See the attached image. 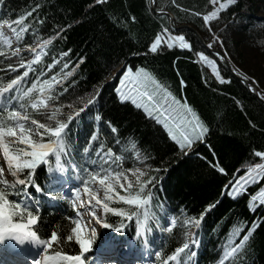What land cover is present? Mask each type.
<instances>
[{"label": "trees", "instance_id": "obj_1", "mask_svg": "<svg viewBox=\"0 0 264 264\" xmlns=\"http://www.w3.org/2000/svg\"><path fill=\"white\" fill-rule=\"evenodd\" d=\"M155 9L170 12L176 25H190L205 43L211 42L209 36L218 31L217 36L225 40V44L215 48L223 50L233 65L264 91V0H237L236 4H227L218 12L208 29L202 17L213 9L212 0H156ZM30 12L31 16L28 15ZM193 13H199V16ZM22 16L24 23L40 29L38 35L41 42L55 36L56 29H66L63 33L65 39L54 40L45 50L47 55L33 65L36 73H48L46 65L51 63L53 57L58 59L59 53L68 49H72L73 63L65 71L76 68L79 59L86 58L74 77L78 87L72 89L70 83L66 82L64 86L70 88L72 95L60 100L56 106L67 105L80 96L86 99L93 90L99 93L98 102L90 111L82 114V126L76 130L77 125H71L74 131L68 151L73 162L79 164L82 161L83 148L89 146L90 136L98 130L100 140L105 143L104 151L111 147L114 155L122 153L124 160L119 164L124 166L129 165L127 155L136 154L139 160L135 165L145 173L139 177L137 184H133L131 191L135 195L139 191L138 183L144 184L143 195L148 199L146 206L136 209L119 202L112 203L110 207L136 210L141 213V221L144 211L155 213L159 223L163 222L167 213L179 221L172 227L171 233L166 231L158 234L157 221L151 220L148 225L151 230L137 236L136 217L129 221L112 213L103 214V219L112 225L104 228L107 236L133 239L137 244L148 240L161 253L160 257H154V263L161 264L185 242V230L180 221L184 218L193 221L199 219L208 205L215 204L216 207L204 215L201 227H194L195 238L201 240L198 249L194 250L198 251L195 264H219L223 255L221 244L226 242L233 227L243 225L246 232L253 221H264L263 206L258 205L255 211H250L248 206L250 196L264 185V178L247 189L248 195L235 199L223 196V190H229L236 178L237 169H243L239 172L242 175L249 166L264 162L253 155L256 151H264V104L230 74L218 57L201 45L194 31L187 28L172 29L167 16L156 15L151 10L150 0H105L103 4H97L96 0H0V22H12ZM41 20L45 22L44 25L39 24ZM165 27L169 28L170 35L184 36L192 47L182 49L175 45L168 48L169 42L162 40L158 53L144 56L147 47L157 35H162L161 30ZM34 41L35 37L29 30L20 45L21 49L33 46ZM0 52H7L6 47L0 45ZM137 52L140 54L136 55ZM199 52L215 60L220 76L231 80V83L220 84L216 74L196 55ZM21 54L24 62H27V52L22 51ZM17 59L0 56V86L6 85L23 71H6L9 63L17 67ZM125 61L137 67H146L176 98L192 107L210 128L206 141L199 142L193 154L182 155L163 125L146 118V113L137 109L131 101L120 102L115 91L119 78L117 69ZM59 72L60 67H56L51 70V75ZM45 77L50 78L48 75ZM34 79L35 74L30 73V79L24 86H31ZM56 91L59 93L62 88ZM72 107V111L74 108V111H78L76 104H72ZM97 113L103 117L101 122L94 120ZM62 115L65 118L67 116L63 111ZM109 120L119 129L120 145L115 144L114 134L105 123ZM100 140L92 142L90 157L99 148ZM145 156L152 159L144 161ZM62 162L68 166L63 158ZM212 163L227 166L226 174L221 175L218 168L213 169ZM50 168H57L51 156L46 163L39 164L32 174L34 184L42 192H37L35 187L27 189L39 201L38 208L29 209L39 219L38 224L31 227L41 239H49L51 231L57 232L58 241L53 244L50 253L60 251L70 256L79 255L78 244L74 240H67L74 226L69 219L73 217L70 204L63 200L53 204L44 201L45 189L53 178ZM156 168H162L163 171L159 174L156 187L152 189L153 195L148 197L147 189L151 185L147 180L156 174ZM9 199L14 200L11 195ZM161 208L164 209L163 213ZM15 219L17 222H27L26 215L23 219ZM122 225V231L117 233L115 228ZM183 258L187 261V257ZM233 260L234 264H264V223L255 230L245 250Z\"/></svg>", "mask_w": 264, "mask_h": 264}, {"label": "snow or ice", "instance_id": "obj_2", "mask_svg": "<svg viewBox=\"0 0 264 264\" xmlns=\"http://www.w3.org/2000/svg\"><path fill=\"white\" fill-rule=\"evenodd\" d=\"M104 2L105 0H96L97 4H103ZM212 3L215 4L216 0H212ZM227 3L236 4L237 0H227ZM225 7V3H220L218 8L202 17V22L206 29L217 18L218 12ZM37 8H39V5ZM33 11H36V9ZM193 14L199 16V13ZM28 15L31 16L32 13L30 12ZM133 20H135V17H133ZM44 23L43 20L39 21L40 25H44ZM174 26L173 22V28ZM29 30L35 37V46L26 49V51L33 54L35 58L28 63H24L20 45L25 40L26 33ZM39 30V28L24 23L23 16L12 22L4 21L0 23V45L6 46L9 49L7 52H0V56L6 59H10L11 57L18 58L17 67H13L9 63L6 71L16 73L20 69H27L22 74L16 75L14 79H11L6 86H0V117H2L0 118V150H2L3 156L7 161L8 171L11 176L14 178L24 176V178L14 179L12 183H9L8 180L3 179L5 170L0 167V245H3L6 240L10 239L15 240L18 245L28 243L35 245L37 248L44 246L45 254L41 259H34L32 264H86L84 254L90 251L94 240L85 238L82 235L83 226L80 219L69 218L72 225H74L71 228V233L74 234L75 243L79 246V255L70 256L60 251H55L49 255V249L58 241L57 232L51 231L50 239H41L37 231L32 230L31 226L37 225L39 219L29 209L38 208L39 201L35 200L27 189L35 187L37 192H42V189L34 184L32 174L37 166L41 163H46L50 156L54 157L60 173L66 174L68 168H70L75 175V179L82 181L84 184L83 192L87 193V203L81 198L80 188L72 190L71 204L74 209H77V217L83 218L82 213L77 208V202H79L80 207L89 212L88 220L102 225L103 228H110L112 225L97 214V209H102L105 216L108 213H112L118 217H124L129 221H132L136 217L137 236H141L142 233L151 230L148 227L151 220L157 221L156 226L159 227V218L155 213L150 214L148 211H144L142 214L143 220L141 221V213L136 210L126 211L124 208L110 207V202L119 201L138 209L141 206H146L148 199L143 195L145 193L144 184L138 183L139 191L135 195H132V183L129 182L127 188L121 183L122 180H127V176L119 168V162L124 157L121 155L114 156L111 147L107 151H104L105 143L103 140H100L98 130L94 131L90 136L89 146L83 148L82 161L79 164L73 162L72 155L68 151L71 134L74 131L71 125H77L76 130L82 126V114L90 111L92 106L98 102L99 93L93 90V93L86 99L80 96L78 100L74 99L67 105L60 104V106H56L60 100L72 95L70 88L64 86L66 82L70 83L72 89L78 87L74 77L77 74L79 65L83 64L86 58L79 59L76 68H73L71 71H65L73 63L71 61L72 49H68L67 51L60 52L58 59L53 57L51 63L46 65L49 70L48 73L44 71L36 73L33 65L39 63L42 56L47 55L45 50L49 45L53 44L54 40L65 39L63 33L66 31L65 28H58L55 31V36L51 39H44L41 42V37L38 35ZM161 32L162 35H157L154 41L147 47V51L143 53L144 56L160 51L164 35H167L169 40H179L182 49H190L192 47L190 43L186 42L184 36L171 37L168 27L163 28ZM209 39L211 42L205 45V47L208 50H212L216 57L227 63V55L215 51V47L217 45L223 46L225 40L220 39L219 36H209ZM200 42L203 43V39ZM14 43L17 47L13 49ZM174 46V43H167L168 48H173ZM139 54V52L136 53V55ZM196 55L202 61L207 62L212 70L216 72V79L220 84L231 83V80H225L220 76L215 60L209 59V56L205 55L204 52L196 53ZM56 67H60V72L57 75H51V70ZM231 71H234V69ZM30 73L35 74V79L31 82V86L25 90L24 84L29 81ZM46 75L50 76V78L42 80ZM117 75H119L120 87H117L115 91L118 94L120 102L131 101L137 109H143V112L146 113V118L153 119L157 124H163V127L167 130L168 137H170L175 146H178V150L182 155L188 156L193 154L196 151L195 146L201 141H206L211 130L206 126L201 116L187 103L181 104L179 100L172 97L171 93L167 92L154 76L147 71L146 67H137L125 61L117 69ZM69 78L73 79L70 80ZM115 78L116 76L113 77V79ZM244 82L249 92L256 95L264 103V91L258 89L256 82L247 76L244 77ZM181 84L183 85L184 82L181 81ZM57 88H62V91L57 93ZM72 104L77 105L78 111H72ZM65 107L69 109L66 118L62 115V109ZM5 113L6 115H4ZM33 115L42 117L46 122L42 123L40 119L32 118ZM102 119L101 114L97 113L94 115L95 122H101ZM105 123L110 132L114 134L113 139L115 140V144L120 145L119 129L113 126L110 120L105 121ZM208 123L211 122L209 121ZM98 140H100L99 148L95 151V158H91L90 148L92 142ZM19 145H24L25 147L21 148ZM133 147L135 148L136 145L133 144ZM253 155L264 161V151H256ZM62 158L67 162V168L62 162ZM149 159L152 158L150 156L144 157V161ZM86 165L91 166L93 170L90 171ZM113 165H116L115 169ZM211 166L213 169L218 168L221 175L226 174L227 166L216 163H212ZM242 170L237 169V176L230 185V187L232 185L234 187L231 191L227 188L224 189L223 196L235 199L238 196L248 195L247 189L250 186H255L258 178H264V162L249 166L245 175H239V172ZM54 171V169H49L50 173ZM154 171L156 174L147 180V183L151 185V188L147 189L148 197L153 195L152 189L156 187L157 181L160 179L159 174L163 169L156 168ZM132 174L137 177V181H139L140 176L145 175L140 169H136ZM67 182L62 176H53L51 180L52 184H65ZM117 185L128 194L120 195L116 191ZM93 186H96L95 189ZM237 189L239 192L234 195ZM101 190L104 193L103 199L97 196V193ZM44 194L48 195L52 200L57 199V196L51 189ZM10 195L18 202L9 199ZM256 200H259L260 205L264 206V188H260L258 193L251 195V201L255 202ZM215 207V204L208 205L205 213H202L199 219H195L194 221L187 220L185 224L194 223L195 227L199 229L204 215L211 212ZM255 210V208L250 207V211ZM161 212H164L163 208H161ZM25 215L27 216L26 223L16 221L15 218L19 217L23 219ZM170 223L175 225L176 220L172 219ZM261 223H264V221H253L251 227H248L246 232L243 225L233 227L228 233L226 242L221 244L223 255L220 257L219 264H234L233 258L238 257L245 250L246 244H248L253 233ZM122 229L123 225L115 228V231L119 233ZM165 230L169 233L173 231L172 227H168ZM96 234L95 228H92L91 237H95ZM67 240L72 241L73 236H67ZM200 243V239L191 236V234H185V242L182 247H177L174 253L168 256L167 260H162L161 264H169V262H175V264H195L198 251L194 250V248L198 249ZM144 247L148 248L146 239ZM155 256L160 257L161 253L155 251ZM183 257H187V261Z\"/></svg>", "mask_w": 264, "mask_h": 264}, {"label": "rangeland", "instance_id": "obj_3", "mask_svg": "<svg viewBox=\"0 0 264 264\" xmlns=\"http://www.w3.org/2000/svg\"><path fill=\"white\" fill-rule=\"evenodd\" d=\"M220 3H225L226 5L228 4L227 3V0H216V3L215 4H213L212 3V6H213V9L211 10V11H213V10H215L216 8H218L219 7V4ZM1 23V22H0ZM3 23V22H2ZM5 31L6 32H8V30L7 29H5ZM218 32V31H217ZM8 34L9 35H11V33L10 32H8ZM214 36V35H213ZM171 37H175V36H173V35H171ZM163 40H165V41H168L169 43H174V45H177L178 47H180V42H179V40H169V37L166 35V37H163ZM35 46V44L33 45V46H29V47H24V49H21V52L22 51H24V52H27V54L29 55V59H28V61L27 62H24V63H28L29 61H32V60H34V55L33 54H31L30 52H28V51H26V49H28V48H30V47H34ZM6 47V46H5ZM15 47H17V45L14 43L13 44V49L15 48ZM6 51H9V49L6 47ZM209 59H211L210 57H209ZM205 62V61H204ZM206 64H207V62H205ZM233 64V63H232ZM208 65V64H207ZM209 66V68L212 70V68H211V66L210 65H208ZM24 70H26V69H23V71ZM22 71V72H23ZM213 71V70H212ZM22 72H21V74H22ZM116 72V71H115ZM115 72H113V74H115ZM149 72V71H148ZM214 72V71H213ZM215 74H216V72H214ZM120 75H122V74H120ZM153 75V74H152ZM154 76V75H153ZM154 78L158 81V79L154 76ZM43 79H46V77H43L42 78V80ZM159 82V81H158ZM160 83V82H159ZM161 85H162V83H160ZM2 86H6V85H2ZM163 86V85H162ZM28 87H30V86H24V89L26 90ZM117 87H120V84H119V78H118V84H117ZM164 87V86H163ZM166 90H167V88L166 87H164ZM167 92H169V93H171L170 91H168L167 90ZM171 96L172 97H175V95H173L172 93H171ZM176 98V97H175ZM177 100H179L178 98H176ZM180 101V100H179ZM181 102V101H180ZM181 104H183L182 102H181ZM72 109H73V107H72ZM74 110H75V108H74ZM73 110V111H74ZM143 110V109H142ZM62 111L64 112V114H68V112H69V109L68 108H63L62 109ZM32 118H35V119H40V121L42 122V123H44V122H46L42 117H39V116H36V115H33V117ZM163 125V124H162ZM165 129V128H164ZM165 131L167 132V130L165 129ZM19 147H21V148H23V147H25L24 145H19ZM127 152H129V151H127ZM0 153H2L3 154V152H2V150H0ZM116 155H121V156H123L124 157V155L122 154V153H118V154H116ZM115 156V155H114ZM4 157V156H3ZM127 157H128V161H129V165H130V167H129V165H127V166H124V165H121V164H119V168H120V170L121 171H123L124 172V174L127 176V180H122L121 181V183L122 184H124L125 185V188H127V185H128V183L129 182H131L132 183V185L133 184H137V177L135 176V175H133L132 173L133 172H135V170L136 169H140V171L141 172H143V170H142V168L141 167H138L137 165H135V164H137L138 163V160L139 159H137V156H136V154H134L133 156H130V154L129 155H127ZM91 158H95V153H93V155H92V157ZM124 160V159H123ZM6 161V160H5ZM137 161V162H136ZM0 167H2V168H4V174H3V179H6V180H8V182L9 183H12L13 182V180L14 179H11L10 177H8L7 175H5V173L6 172H8L9 173V171H8V166H7V161H6V165H4V166H0ZM66 168L68 167V166H65ZM113 168L115 169L116 168V165H113ZM89 170L90 171H92L93 169H92V167L91 166H89ZM98 170V169H97ZM247 171V170H246ZM246 171L242 174V175H245L246 174ZM54 176H56V177H63V179L64 180H69V178L71 179V182H70V184H69V181L67 182V183H65V184H52L51 182L47 185V187H46V189H45V193H47L48 191H49V189H51L53 192H54V194L57 196V199H55V200H52L48 195H45V197H44V200L45 201H48V202H57V201H59V200H63V201H65L66 199L69 201V202H71V199H72V195H73V193H72V190L73 189H75V188H80L81 189V198L84 200V202L85 203H87V199H88V196H87V193H84L83 192V188H84V184H83V182L82 181H77L76 179H75V175H74V173H72V171H71V169L70 168H68V172L66 173V174H62V173H60L59 172V170L57 169V170H55L54 171ZM85 178H87V177H85ZM260 178H258V180H259ZM56 185H58V186H56ZM56 186V187H55ZM95 187L96 186H93V188L95 189ZM234 187V185H232L231 187H230V189H229V191H231L232 190V188ZM261 188H264V186H262ZM116 191L120 194V195H127L128 193L126 192V191H124V190H121L120 189V187L117 185L116 186ZM239 192V190L237 189L236 190V192L234 193V195H236V193H238ZM258 193V192H257ZM97 196L99 197V198H101V199H103L104 198V193H103V190H101V191H99L98 193H97ZM250 200H249V208L250 207H253V208H255V207H257L259 204H260V202H259V200H256L255 202H252L251 201V197L249 198ZM112 203H119V201H113V202H110V206H111V204ZM72 205V204H71ZM79 205V202H77V208H78V210L82 213V217L83 218H80V217H77V209H74V211H75V218L74 219H80V222H81V224H82V226H83V231H82V235L85 237V238H89V239H93L94 240V243L92 244V248L90 249V250H93V251H90L91 252V254H93V256H94V259H93V261L92 260H89L88 262H86V264H100V262H102V260H99V262H97V259H96V257L97 256H99L100 255V249L102 250V249H104V248H106L105 250H107V251H109V257H112V255H114V253L112 252V250H110V248H107L108 246H111V242H110V240H109V238L108 237H106V233H105V229L102 227V225H100V224H96L94 221H89L88 220V217H89V212H87V211H85V209L84 208H82V207H80V206H78ZM73 207V206H72ZM264 207V206H263ZM97 214L98 215H100L102 218H103V210L102 209H97ZM172 219H175L176 220V224L179 222L176 218H174L171 214L169 215V214H167L166 215V217L163 219V224L161 223L160 225H159V228L162 230V231H165V229L166 228H168V227H172L173 225L170 223V221L172 220ZM185 221H187V219H182L181 221H180V223H182V225L184 226V230H185V232H184V235L185 234H191V236H193L194 237V223L193 224H185ZM72 224V223H71ZM92 228H95V230H96V236L95 237H91V230H92ZM72 235H73V239H74V241H75V236H74V234L72 233ZM50 239V238H49ZM9 242L10 241H12V240H8ZM15 243H16V241L15 240H13ZM11 244H13L12 242H10ZM143 245V244H142ZM26 246H30V247H32L33 249H30V247L28 248L29 249V251H31V253L32 252H35L36 251V253H35V255L33 256L34 258H33V260L34 259H41L42 258V256L45 254L44 253V246H41V247H39V248H37L35 245H32V244H28V243H26V245H24L23 247H26ZM116 246H118V245H116ZM116 246H113V247H116ZM22 247V248H23ZM141 252L139 253V260L136 262V264H152V262H151V260H152V257H151V255H150V252L152 251V246L150 245V244H148V248L146 249L144 246H142L141 248ZM141 254H143V256L146 258H144L143 256H141ZM49 255H51V254H49ZM102 255H103V253H102ZM114 257V256H113ZM126 261H128L129 262V264H132V260H126ZM118 264H121L120 262L118 263Z\"/></svg>", "mask_w": 264, "mask_h": 264}, {"label": "water", "instance_id": "obj_4", "mask_svg": "<svg viewBox=\"0 0 264 264\" xmlns=\"http://www.w3.org/2000/svg\"><path fill=\"white\" fill-rule=\"evenodd\" d=\"M155 5H156V0H150V8H151V10L156 14V15H165V16H167V18H168V20H169V26L172 28V29H174V30H177V29H182V28H187V29H190V30H192V31H194L195 33H196V35H197V37H198V39H199V41H201V39H202V37L200 36V34L197 32V31H195L190 25H187V24H175L174 23V28H173V16L171 15V13L170 12H168L167 10H160V11H157L156 9H155ZM214 36H217V32H215L214 34H213ZM201 43V42H200ZM208 43H205L204 41H203V43H201V45L208 51V52H210V53H212V54H214V52L212 51V50H208L206 47H205V45H207ZM215 51H218V52H220L221 54H225V55H227L223 50H219V49H216L215 48ZM219 60L221 61V63L227 68V70L230 72V74L234 77V78H236L239 82H241L247 89H248V87H247V85L245 84V82H244V77L245 76H247L246 74H244V73H242L240 70H238L233 64H232V62L230 61V59H229V57L227 56V63H225V61L224 60H222V59H220L219 58ZM234 69V71H231V70H233ZM247 77H249V76H247ZM250 78V77H249ZM253 80V79H252ZM259 89V88H258ZM252 95H254V94H252ZM256 98H257V96L256 95H254ZM258 99V98H257ZM259 100V99H258ZM260 101V100H259ZM264 104V103H263Z\"/></svg>", "mask_w": 264, "mask_h": 264}, {"label": "bare ground", "instance_id": "obj_5", "mask_svg": "<svg viewBox=\"0 0 264 264\" xmlns=\"http://www.w3.org/2000/svg\"><path fill=\"white\" fill-rule=\"evenodd\" d=\"M26 245V244H25ZM24 245H18V246H16V247H12V249H22V250H26V251H29V247L30 246H26V247H23ZM23 247V248H22ZM30 249H33L32 247H30ZM21 250V251H22ZM30 253H31V251H29ZM0 253H1V251H0ZM3 254V253H2ZM7 257H5V258H11V256L10 257H8V255H6ZM114 255H112V257H113Z\"/></svg>", "mask_w": 264, "mask_h": 264}]
</instances>
